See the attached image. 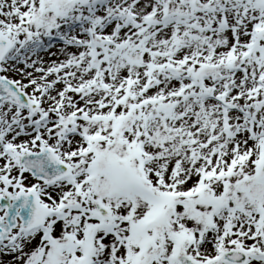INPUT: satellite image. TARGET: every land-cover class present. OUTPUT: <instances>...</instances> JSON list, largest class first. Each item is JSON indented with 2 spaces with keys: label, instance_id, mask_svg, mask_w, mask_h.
Masks as SVG:
<instances>
[{
  "label": "snow or ice",
  "instance_id": "obj_1",
  "mask_svg": "<svg viewBox=\"0 0 264 264\" xmlns=\"http://www.w3.org/2000/svg\"><path fill=\"white\" fill-rule=\"evenodd\" d=\"M0 264H264V0H0Z\"/></svg>",
  "mask_w": 264,
  "mask_h": 264
}]
</instances>
